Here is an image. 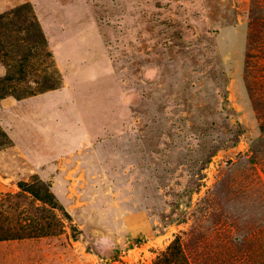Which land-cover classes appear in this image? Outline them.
I'll return each instance as SVG.
<instances>
[{
    "label": "rangeland",
    "instance_id": "obj_1",
    "mask_svg": "<svg viewBox=\"0 0 264 264\" xmlns=\"http://www.w3.org/2000/svg\"><path fill=\"white\" fill-rule=\"evenodd\" d=\"M0 16V198L55 199L33 214L49 235L0 242V264H155L176 239L186 264H264V0Z\"/></svg>",
    "mask_w": 264,
    "mask_h": 264
},
{
    "label": "trees",
    "instance_id": "obj_2",
    "mask_svg": "<svg viewBox=\"0 0 264 264\" xmlns=\"http://www.w3.org/2000/svg\"><path fill=\"white\" fill-rule=\"evenodd\" d=\"M6 18V16H0V25ZM35 35L43 39L41 33L38 32V27L31 37L34 39ZM1 42L0 35V45ZM261 131L264 132V127L261 128ZM17 187L19 189L17 193H6L0 198V242L49 235L47 227L34 225L33 214L39 215L41 219L44 218V214L47 213L45 206L55 207L54 196L41 182L31 184L18 182ZM35 201L40 202L42 206H37ZM171 260L176 264H186L178 239L171 244L168 252L155 264H168Z\"/></svg>",
    "mask_w": 264,
    "mask_h": 264
},
{
    "label": "crops",
    "instance_id": "obj_3",
    "mask_svg": "<svg viewBox=\"0 0 264 264\" xmlns=\"http://www.w3.org/2000/svg\"><path fill=\"white\" fill-rule=\"evenodd\" d=\"M7 2V0H0V6L2 5V3Z\"/></svg>",
    "mask_w": 264,
    "mask_h": 264
}]
</instances>
